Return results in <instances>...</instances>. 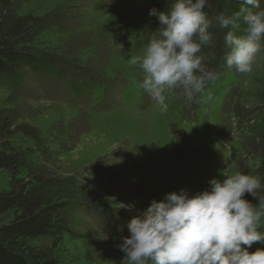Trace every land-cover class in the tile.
Wrapping results in <instances>:
<instances>
[{
    "label": "rangeland",
    "instance_id": "1",
    "mask_svg": "<svg viewBox=\"0 0 264 264\" xmlns=\"http://www.w3.org/2000/svg\"><path fill=\"white\" fill-rule=\"evenodd\" d=\"M13 1L20 14L39 19L37 56L67 74L28 68L12 88H0V102L16 92L17 124L37 127L51 154L44 155L20 132L9 144L50 166L66 195L90 204L63 234L55 251L59 264H128L118 248L130 235L127 222L165 193L201 192L210 179L223 180V171L250 173L264 184V54L247 75L227 70V29L215 26L218 13L234 12L235 0H209L206 9L213 41L202 55L208 69L221 73L206 89L213 99L188 102L169 90L166 111L139 88L143 71L128 60L143 54L159 27L149 10L167 11L172 0ZM90 79L94 85L78 95L75 85ZM49 156L52 164L45 162ZM8 180L1 170L0 188ZM258 194L264 203V190ZM244 198L259 204L251 194ZM11 218L12 213L0 224ZM257 248L264 243H253L249 251Z\"/></svg>",
    "mask_w": 264,
    "mask_h": 264
},
{
    "label": "clouds",
    "instance_id": "2",
    "mask_svg": "<svg viewBox=\"0 0 264 264\" xmlns=\"http://www.w3.org/2000/svg\"><path fill=\"white\" fill-rule=\"evenodd\" d=\"M264 0H242L232 13L220 12L215 26L227 29L223 59L227 70L247 75L264 54ZM209 0H172L167 11L149 10L159 27L152 32L142 55L132 56L130 65L143 71L139 88L155 106L166 111V93L176 90L188 102L197 97L211 101L207 86L221 73L205 64L202 49L212 44L213 34L206 9ZM241 23L243 34L238 35ZM212 178L209 187L190 195L186 188L153 199L147 209L126 224L129 236L118 248L128 264H264V248L254 252L253 243H264L261 231L264 203L258 194L264 190L261 178L235 171ZM245 193L258 198V206L245 199Z\"/></svg>",
    "mask_w": 264,
    "mask_h": 264
},
{
    "label": "trees",
    "instance_id": "3",
    "mask_svg": "<svg viewBox=\"0 0 264 264\" xmlns=\"http://www.w3.org/2000/svg\"><path fill=\"white\" fill-rule=\"evenodd\" d=\"M242 6V0H235L234 12ZM38 22L35 17L20 14L13 0H0V88H12L23 79L28 68L36 72L58 73V77L67 74L63 69L46 66L45 61L37 56L34 43L40 33L35 29ZM244 28L241 23L237 34H243ZM93 85V79L85 85L82 81L75 85L74 91L81 95ZM15 94L13 92L0 102V171H5L9 178L7 187L0 188V220L12 213L10 221L0 224V264H59L55 251L63 234L72 224L73 217L89 209L90 204L66 195L62 181L50 166L34 162L27 153L11 147L8 139L20 132L44 155L51 154L37 127L17 124L20 114L15 107ZM260 129L264 134V126ZM45 162L52 164V157ZM40 239H48L49 245L32 243Z\"/></svg>",
    "mask_w": 264,
    "mask_h": 264
}]
</instances>
